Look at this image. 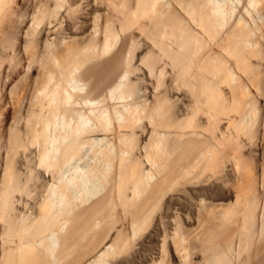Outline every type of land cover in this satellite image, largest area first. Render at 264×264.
Wrapping results in <instances>:
<instances>
[{
  "label": "bare ground",
  "instance_id": "1",
  "mask_svg": "<svg viewBox=\"0 0 264 264\" xmlns=\"http://www.w3.org/2000/svg\"><path fill=\"white\" fill-rule=\"evenodd\" d=\"M0 264H264V0H0Z\"/></svg>",
  "mask_w": 264,
  "mask_h": 264
},
{
  "label": "rangeland",
  "instance_id": "2",
  "mask_svg": "<svg viewBox=\"0 0 264 264\" xmlns=\"http://www.w3.org/2000/svg\"><path fill=\"white\" fill-rule=\"evenodd\" d=\"M30 75H31V77H36L37 76V73L35 74L34 72L33 73L31 72Z\"/></svg>",
  "mask_w": 264,
  "mask_h": 264
}]
</instances>
